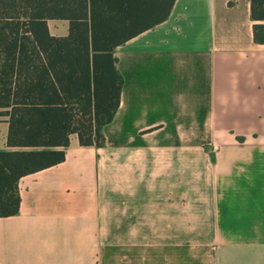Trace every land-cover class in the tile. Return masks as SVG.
<instances>
[{"label":"crops","instance_id":"1","mask_svg":"<svg viewBox=\"0 0 264 264\" xmlns=\"http://www.w3.org/2000/svg\"><path fill=\"white\" fill-rule=\"evenodd\" d=\"M254 22L264 27L249 0H173L114 45L121 83L101 143L71 134L61 160L18 178V209L0 216V264H264ZM63 23L48 30L64 34ZM6 128L0 119V149L13 148Z\"/></svg>","mask_w":264,"mask_h":264},{"label":"trees","instance_id":"2","mask_svg":"<svg viewBox=\"0 0 264 264\" xmlns=\"http://www.w3.org/2000/svg\"><path fill=\"white\" fill-rule=\"evenodd\" d=\"M173 0H0V216L18 209V178L63 158L74 134L99 145L118 103L114 45L164 19ZM253 20L264 0H249ZM48 19L67 22L52 34ZM253 36L264 39L262 23Z\"/></svg>","mask_w":264,"mask_h":264},{"label":"rangeland","instance_id":"3","mask_svg":"<svg viewBox=\"0 0 264 264\" xmlns=\"http://www.w3.org/2000/svg\"><path fill=\"white\" fill-rule=\"evenodd\" d=\"M65 21L58 20V19H49L47 21L48 27L53 32H61L64 29V23Z\"/></svg>","mask_w":264,"mask_h":264}]
</instances>
